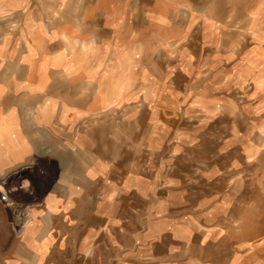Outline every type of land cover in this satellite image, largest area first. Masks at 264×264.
Masks as SVG:
<instances>
[{
	"label": "crops",
	"instance_id": "1",
	"mask_svg": "<svg viewBox=\"0 0 264 264\" xmlns=\"http://www.w3.org/2000/svg\"><path fill=\"white\" fill-rule=\"evenodd\" d=\"M33 167L64 264H264V0H0V188Z\"/></svg>",
	"mask_w": 264,
	"mask_h": 264
},
{
	"label": "rangeland",
	"instance_id": "2",
	"mask_svg": "<svg viewBox=\"0 0 264 264\" xmlns=\"http://www.w3.org/2000/svg\"><path fill=\"white\" fill-rule=\"evenodd\" d=\"M29 172L28 169H20L19 171H17L15 174L17 175V173H19V175H17L16 177H13L12 181L11 178H9V176L6 177V184H7V188L6 191L8 192L9 197L11 198L13 207H16L15 211L13 212V210L11 208H7L5 206V204L2 202V206L5 207V209L7 210V218L5 220L6 224H7V230L10 234V241L13 243V245H9V241L8 244L2 248V251L0 252L2 254V256L5 255H9L11 252V249H14L12 252H14L17 257H18V261L16 262L17 264H39L41 261L42 264H64L63 259H59L58 258V252L59 249L57 248L56 243H52L50 246L46 245L45 242L43 243L42 241H40L39 238L41 234H39L37 236V238H35V235H37L36 232H38L39 230V224L37 222V219L34 220L33 216H30L28 213H25V217L24 220L25 221V225L23 227H19V228H14V222L16 220V216H18L17 212V206H18V202L20 201L19 199H21V196L23 194L22 191L25 190L26 192H31L34 193V188H33V184H31L30 181L27 180V178L25 177L22 181L21 179L19 180V176L23 175L25 172ZM14 174V173H13ZM12 174V175H13ZM14 174V175H15ZM13 181H15V183L20 185V186H24L22 187V189H16L17 185L15 183H13ZM26 184V185H25ZM30 187V191L28 190V188ZM5 189V187H4ZM17 190V191H13V190ZM28 194V193H27ZM14 200H12V197ZM26 201L29 202V200H27V198L25 199ZM11 204V205H12ZM50 222V221H49ZM45 225L49 224L48 222L45 221L44 223ZM32 252H34L35 254L32 255ZM45 255V257H44ZM37 257H40L37 259ZM43 257L45 259H43ZM68 261V260H66ZM11 264V263H8Z\"/></svg>",
	"mask_w": 264,
	"mask_h": 264
},
{
	"label": "bare ground",
	"instance_id": "3",
	"mask_svg": "<svg viewBox=\"0 0 264 264\" xmlns=\"http://www.w3.org/2000/svg\"><path fill=\"white\" fill-rule=\"evenodd\" d=\"M31 167V166H30ZM36 168V167H35ZM2 181V185H1V187L2 188H0L1 189V192H2V194H5V196H6V198H7V204L10 206L11 204H12V201H11V198L9 197V195L6 193V188L4 189V183H5V181H4V179L3 180H1ZM19 187V186H18ZM6 204V205H7ZM24 211V210H23ZM24 217H25V212H19L18 213V216H16V220H15V222H14V228H19V227H23L24 225H25V221L24 220H26V219H24Z\"/></svg>",
	"mask_w": 264,
	"mask_h": 264
},
{
	"label": "snow or ice",
	"instance_id": "4",
	"mask_svg": "<svg viewBox=\"0 0 264 264\" xmlns=\"http://www.w3.org/2000/svg\"><path fill=\"white\" fill-rule=\"evenodd\" d=\"M35 173V167H33L32 172H25L22 176H21V181L26 177L28 181L31 182V184H35L36 183V179L37 176L34 174ZM5 188H7V185H5ZM28 190L30 191V187L28 188ZM0 195H2V192H0Z\"/></svg>",
	"mask_w": 264,
	"mask_h": 264
},
{
	"label": "built area",
	"instance_id": "5",
	"mask_svg": "<svg viewBox=\"0 0 264 264\" xmlns=\"http://www.w3.org/2000/svg\"><path fill=\"white\" fill-rule=\"evenodd\" d=\"M0 200H1L3 203H6V204H7V198H6L5 194L0 195Z\"/></svg>",
	"mask_w": 264,
	"mask_h": 264
}]
</instances>
